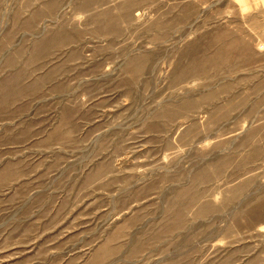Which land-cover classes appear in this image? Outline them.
<instances>
[{"label":"rangeland","instance_id":"obj_1","mask_svg":"<svg viewBox=\"0 0 264 264\" xmlns=\"http://www.w3.org/2000/svg\"><path fill=\"white\" fill-rule=\"evenodd\" d=\"M0 264H264V0H0Z\"/></svg>","mask_w":264,"mask_h":264}]
</instances>
